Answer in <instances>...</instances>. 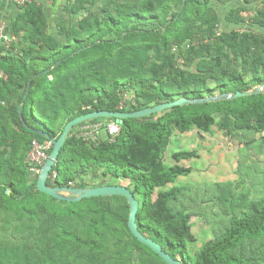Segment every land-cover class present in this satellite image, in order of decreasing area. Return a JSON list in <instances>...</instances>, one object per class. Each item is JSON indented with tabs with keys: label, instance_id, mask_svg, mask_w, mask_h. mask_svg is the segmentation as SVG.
I'll return each instance as SVG.
<instances>
[{
	"label": "trees",
	"instance_id": "1",
	"mask_svg": "<svg viewBox=\"0 0 264 264\" xmlns=\"http://www.w3.org/2000/svg\"><path fill=\"white\" fill-rule=\"evenodd\" d=\"M210 2H119L115 12L108 8L102 20L94 21L89 36L82 34L84 22L79 27L62 26L59 34L66 43L47 33L46 12L34 0L8 22L18 41L0 60V146L11 148L7 159L0 156V210L19 219L46 214L53 225L48 254L39 256L23 245L0 246V264H167L131 233L127 198L56 199L37 188L38 176L30 172L28 155L34 140L49 139L44 133L58 139L70 120L94 111L134 112L180 98L203 99L216 92L235 94L241 87L264 86V33L250 29L219 33ZM89 3L95 0H75L65 9L78 14ZM4 10L1 6L0 13ZM242 10L229 11L228 20H244ZM251 22V27L264 29V4ZM27 25L32 30L24 37L22 27ZM25 39L31 43L24 47ZM127 91L130 100L125 99ZM162 112L157 119L153 115L92 119L91 123L115 120L121 125L115 141L104 132L98 144L78 135L77 127L86 121L81 123L61 148L48 184L81 187L78 181L83 176L101 168L113 179H129L128 187L140 202L136 217L140 231L173 257L194 264L188 245L195 235L184 188L160 191L154 199L157 188L191 172L190 167L164 162L170 138L175 130L185 133L194 126L209 132L221 115L220 128L240 131L236 136L249 148L255 139L247 136L264 132V93L177 105ZM195 156L193 150L173 154L177 162ZM117 197L128 205L113 209L103 201ZM213 197L227 222L204 245L201 264L263 263L264 198L237 195L232 181L214 185ZM247 207L252 215L242 216ZM3 228L8 230V225ZM125 254L130 256L124 258Z\"/></svg>",
	"mask_w": 264,
	"mask_h": 264
},
{
	"label": "rangeland",
	"instance_id": "2",
	"mask_svg": "<svg viewBox=\"0 0 264 264\" xmlns=\"http://www.w3.org/2000/svg\"><path fill=\"white\" fill-rule=\"evenodd\" d=\"M34 1L41 2L46 8L49 22L47 33L53 35L59 42L66 43V37L59 34L62 26L68 28L79 27L80 23L84 22L82 34L89 36L94 29V21L102 20L107 15L106 9L109 8L115 12L116 5L119 2L134 3L140 0H95V4L91 5L89 3L87 9L78 14H71L65 9L66 5H72L75 0ZM263 4L264 0H230L226 3L211 0L210 6L217 18V31L221 33L250 29L258 33H264V29L251 27V18ZM235 9H243L240 14L244 17V20L240 22L228 20L229 11ZM3 15L17 17L19 12L7 11V9L2 11L0 13V22H2ZM22 29H24L25 37L31 32L32 26L27 25L22 27ZM30 43L25 39L24 47ZM191 69L194 70L195 68ZM7 71V68H5L4 72L6 73ZM213 85L211 83V86ZM258 88H263L264 93L263 86L254 87L250 90H245V87H241V91H253ZM220 94L219 92L215 93V95ZM125 95L126 100L131 99L132 94L130 91H127ZM10 98L12 99L13 96L10 95ZM164 113L153 114L152 118L157 119ZM221 118V115H217L216 123L209 132L201 131L196 126L185 133H181L178 130L174 131L164 154V162L168 166L178 163L182 166L190 167L191 172L186 176L178 177L174 183L157 188L154 194V199H156L160 191L169 190L174 186L184 188L186 196L183 201L184 204L188 205L186 213L192 214L190 224L195 235V240L188 245L194 264H201L200 256L204 245L215 238L217 229L227 222L220 203L213 197L214 185L232 181L237 195H245L249 200L255 197L264 198V132H255L252 136L248 135L247 139H255L254 144L248 148L236 136V133L240 131L233 129L232 132H227L220 128ZM192 150L197 152V156L183 159L179 162L173 158V154L178 151ZM10 151V147L0 146L1 158L7 159ZM104 171L102 168L90 171L78 181L79 185L81 187L130 185L129 179H113L110 175L104 174ZM138 197L141 199L142 195ZM103 201H108L113 209H117L121 205H128L125 199L118 197L104 198ZM251 215L250 207L245 208L242 216ZM4 224L8 225V230L3 228ZM52 225L50 216L46 214H40L38 218L33 220L27 217L19 219L12 213L0 210V246L23 245L39 256L46 255L49 252ZM20 226H22V229L17 228ZM126 239L129 241V237H126ZM41 240H45L47 243L42 246ZM128 251L130 252V247ZM136 255L137 251L133 254L134 261ZM129 256L130 254H125L124 258ZM261 264H264V262Z\"/></svg>",
	"mask_w": 264,
	"mask_h": 264
},
{
	"label": "water",
	"instance_id": "3",
	"mask_svg": "<svg viewBox=\"0 0 264 264\" xmlns=\"http://www.w3.org/2000/svg\"><path fill=\"white\" fill-rule=\"evenodd\" d=\"M264 87V86H263ZM255 93H263V88H258L253 91H244L233 93H225L220 95L211 96L203 99H189V98H180L173 102L163 103L160 105L147 107L134 112H111V111H94L85 115H82L78 118L70 120L65 128L63 133L58 139L51 138L50 134L44 133L47 138L52 139L54 146L52 152L49 155L48 160L43 165L41 172L37 181V188L39 191L44 192L56 199L65 200L68 202H77L84 198L99 197V196H112L119 195L127 198L130 205V215H129V229L133 236H135L140 242L149 246L156 254H158L167 264H185L182 260L173 257L169 252L165 251L163 246L151 237L143 234L137 222V212L139 210L140 202L136 198L135 194L128 186L124 185H106L100 187H71V186H57L53 187L48 184L50 173L57 162L59 153L65 142L67 141L70 132L78 126L79 124L97 118H116L118 120L125 118H141L146 116H151L153 114L162 112L168 108H172L177 105H188L195 103H207L214 101L229 100L241 96L252 95ZM24 103V100L20 104V115L21 106ZM23 119V118H22ZM29 128V127H28ZM43 133V132H41Z\"/></svg>",
	"mask_w": 264,
	"mask_h": 264
},
{
	"label": "built area",
	"instance_id": "4",
	"mask_svg": "<svg viewBox=\"0 0 264 264\" xmlns=\"http://www.w3.org/2000/svg\"><path fill=\"white\" fill-rule=\"evenodd\" d=\"M31 0H5L7 4H14L18 7H25ZM18 38L14 34L12 27L7 21L0 23V60L12 48L13 43L17 42ZM91 109V107H87ZM107 132V137L111 141H115L121 133V125L118 121L111 120L110 122L100 121L91 123L90 120L78 128V135L82 136L90 143L98 144L101 141L102 133ZM54 143L52 139H48L44 143L34 140L32 142V150L28 155V161L31 164L30 172L33 176H39L43 165L49 158V150L53 148ZM50 177V176H49ZM57 177L54 172L53 179ZM71 187H75L73 183Z\"/></svg>",
	"mask_w": 264,
	"mask_h": 264
},
{
	"label": "crops",
	"instance_id": "5",
	"mask_svg": "<svg viewBox=\"0 0 264 264\" xmlns=\"http://www.w3.org/2000/svg\"><path fill=\"white\" fill-rule=\"evenodd\" d=\"M39 4H41L44 8V11L46 12V8L44 7V5L39 2ZM1 6H5V10L7 9V11H12V12H19L22 13L24 11V7H18L17 5L14 4H7L5 2V0H0V7ZM16 18V16H10V15H3L2 21H7V22H11L12 20H14Z\"/></svg>",
	"mask_w": 264,
	"mask_h": 264
}]
</instances>
